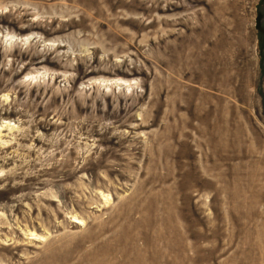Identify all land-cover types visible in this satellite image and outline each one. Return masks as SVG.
Segmentation results:
<instances>
[{"label": "rangeland", "instance_id": "rangeland-1", "mask_svg": "<svg viewBox=\"0 0 264 264\" xmlns=\"http://www.w3.org/2000/svg\"><path fill=\"white\" fill-rule=\"evenodd\" d=\"M259 29L264 0H0V264H264Z\"/></svg>", "mask_w": 264, "mask_h": 264}, {"label": "trees", "instance_id": "trees-1", "mask_svg": "<svg viewBox=\"0 0 264 264\" xmlns=\"http://www.w3.org/2000/svg\"><path fill=\"white\" fill-rule=\"evenodd\" d=\"M259 31H260V33H259V34H260V35H259V46H260L261 51H263L264 37H263V33H262L261 29H259Z\"/></svg>", "mask_w": 264, "mask_h": 264}]
</instances>
